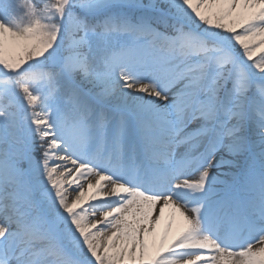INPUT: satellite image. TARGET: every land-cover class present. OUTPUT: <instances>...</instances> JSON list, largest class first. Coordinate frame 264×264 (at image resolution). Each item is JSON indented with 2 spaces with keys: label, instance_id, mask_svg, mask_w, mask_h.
Wrapping results in <instances>:
<instances>
[{
  "label": "snow or ice",
  "instance_id": "snow-or-ice-1",
  "mask_svg": "<svg viewBox=\"0 0 264 264\" xmlns=\"http://www.w3.org/2000/svg\"><path fill=\"white\" fill-rule=\"evenodd\" d=\"M0 264H264V0H0Z\"/></svg>",
  "mask_w": 264,
  "mask_h": 264
}]
</instances>
